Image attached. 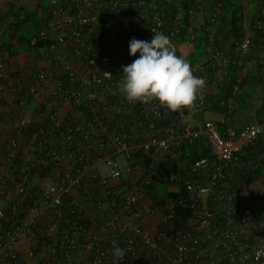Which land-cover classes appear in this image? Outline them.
Listing matches in <instances>:
<instances>
[{
	"label": "built area",
	"instance_id": "1",
	"mask_svg": "<svg viewBox=\"0 0 264 264\" xmlns=\"http://www.w3.org/2000/svg\"><path fill=\"white\" fill-rule=\"evenodd\" d=\"M168 2L176 8L178 20L170 26L166 6L160 0H42L37 9L39 28L30 45L51 38V48H60L59 67L64 71L60 74L49 67L35 73L51 91L45 110L52 127L45 124L36 128L32 141L35 144L40 133L59 128L57 135L50 138L49 147H41L46 157L42 156L40 162L51 160L55 164V176L50 177L54 182L43 189L41 207L31 209V214L41 212L49 218L45 217L50 220L47 232L58 234V243L52 247L56 254L52 264H118L127 255L159 264H264V200L255 205L246 192L247 179L264 174V142L258 152L246 149L256 145L260 137L264 139V116L260 122L241 128L234 124L224 128L211 118L194 126L188 115L206 108L208 96L203 89L198 91L193 107L179 112L161 107L158 101L128 102L118 90L122 66L139 56L129 55L132 38L150 42L154 32H160L172 44L183 43V36L189 46H194L196 38L202 37L196 25L185 23L182 27L179 23L187 0ZM194 5L199 9L194 11L191 6L189 16L207 25L210 21L201 0H195ZM16 12L9 11L0 20V46L6 28L17 17H24V11L19 15ZM263 15L261 9L258 17ZM256 25L264 29L262 20H256ZM184 28L188 30L185 36ZM201 40L206 45L204 58L194 61L187 55L177 56L184 58L193 74L205 77V81L209 67L224 74L231 60L236 63V55L240 57L238 64H242L252 43L247 32L236 40L233 54L228 55L206 39ZM41 51L51 58L47 50ZM6 68L1 62L0 72ZM106 72L111 73V78ZM64 74H68V80ZM2 89L0 86V101ZM241 93V80H237L232 92L220 99L227 114L235 113ZM67 104L71 112L61 117L60 109ZM14 124L19 132L31 127L30 119L25 117L16 118ZM80 134L78 144L83 150L76 151L75 141ZM203 141L211 154L191 157L184 149L196 145L200 152ZM9 143L6 151L12 163L19 151L18 138L10 137ZM145 160L151 166L147 175ZM166 161L175 164L165 177L167 189L179 192V196L157 205L147 195L146 185L152 184L158 174L152 171L154 164ZM102 164L107 166L105 173L100 168ZM116 179L119 183L113 185ZM67 202L72 206L81 204L84 214L61 227L62 207ZM177 203L190 207L193 213L182 230L169 233L150 227L153 217L167 222ZM4 215L0 209V219ZM32 218L9 230L7 243L1 248L27 235ZM116 247L125 250L122 259L113 255ZM79 252L85 255L80 263Z\"/></svg>",
	"mask_w": 264,
	"mask_h": 264
},
{
	"label": "trees",
	"instance_id": "2",
	"mask_svg": "<svg viewBox=\"0 0 264 264\" xmlns=\"http://www.w3.org/2000/svg\"><path fill=\"white\" fill-rule=\"evenodd\" d=\"M204 1H206L205 7L211 9V11L213 12H216V17L218 18H217V22L210 21V22H207V25L202 24L201 27H202L203 34L201 38L206 39L208 44H213L215 47H218L219 49H221L224 53L228 55L233 54L234 49H235V40H236V24H239L240 22L244 20V18L248 17L249 13L247 14L244 11L245 7L243 8L244 5L242 6V4H240V6H237L236 8L233 7L227 13L226 9L228 8L224 4L223 0H214V2L217 1L219 3V5H217L216 8L214 7L213 2L210 3L211 1L210 2H208L207 0H204ZM160 2L161 3L163 2V6H166L165 8L167 9L168 26L174 24L175 21H178L176 20V14H175V12L177 11L176 8L173 5H170L169 7L167 0H160ZM191 6H193L192 8L194 9V11L199 9L197 5H194V0L192 2L187 1L185 3L184 9H182L181 11L182 12L181 21H179L180 25L182 24V27L185 23L194 25L197 21V17H193L191 15L189 16V9H191ZM12 10L18 11L16 12L18 13V15L20 14L19 12L21 11H24L25 13H24L23 18L17 17L6 28L5 34L3 36V44L0 46V63L5 61V59L1 58L4 52L8 51L11 54L16 55L17 51H19V49L15 47V43L13 41L17 36H19L18 32L21 29H22L21 31L22 34L20 37L21 41L27 39L28 43L30 44V40L32 36H34L37 33L38 26H39L40 18H39V14L37 13V11L33 9L26 10L23 7H17V4L14 2L8 3L7 7L4 9L3 12H2V9H0L1 22L3 18L6 16V14ZM236 15L238 17H236ZM255 18L254 17L252 18V23H251V28L253 30L251 50L246 55V57L243 58V60L244 61L246 60L245 61L246 63L251 58L255 59L257 57L258 59L255 60L254 65L252 66L253 67L252 76H249L252 80L250 81V83L247 82L249 77L246 80L247 84H250V86L247 85L245 90H242V93L240 94L239 98L236 99V111L237 112L239 110L237 105L241 106L247 103L251 99L255 88L259 85L264 84V59L261 58V55L264 53V29H260L256 26L254 22ZM26 24H29L33 28V33L31 35H27L25 33V30H23ZM229 25H232V27H230ZM217 26L219 28L218 30L220 31L213 33V27H217ZM195 28H197V26H195ZM242 31H243V27L240 26L239 38H241L242 36V33H241ZM186 33H188V30L187 28L186 29L184 28L182 31V34L185 36ZM181 37H182L183 43L173 44L176 49V55L178 54H182L185 56L187 55V56H190L191 59L194 61H198L199 59H202L205 57L204 55H206V51H205L206 45L202 43V40L200 37L196 38L194 46H189L188 43L184 40L183 36ZM52 43H53V40L51 38L40 40L36 45L31 47V51L35 55V54L40 53L42 49H45L47 50L48 53L51 54L53 52L51 48ZM236 45H237V42H236ZM235 60H236V63L234 61H231L227 66L229 70L227 74L229 76L228 80H224L220 83V86H223L224 91L226 92L224 96H228L232 92L234 81H235L234 79H232L234 77L232 72L233 71L236 72V70H240L244 64V63L240 65L238 64L240 60V57L238 55H236ZM213 70H217V69H213L212 67H209V70H208L209 77L213 75L214 73ZM1 77L2 79H4L3 75ZM63 78L68 80L69 79L68 74H64ZM1 91L4 92L3 89ZM4 96H5L4 93H2L0 104L3 102ZM23 99H25L26 102L30 100L27 102L29 105L33 101L34 98L33 96L29 98H24V96H19L18 103L22 105L21 101H23ZM26 102L24 105H27ZM58 130L59 128H56L55 130L46 132V134L45 132H42L36 137L35 144H34L36 147V150L34 151L36 154V161L34 162V164H29V165L25 164L22 160L20 150L17 152V156L14 159V161H12V163L10 162L7 156V151H6V155L3 154V159L5 158V161L7 162V166L10 169L16 166H18L20 169L18 170L16 177L14 178H12L11 176L5 175L6 172L2 173L0 171V184L2 180L4 179V182H6V184L5 185L3 184V190L5 194L7 195L9 194L10 197L12 196V201L8 204V206L5 209H3L5 213L4 217L0 219V245H1L0 250H1V247L5 243H7V236H6L7 232L9 230L17 229L18 227L22 225L21 224L22 222H24L25 220L31 219V209L32 208L41 207V201L43 198L44 190L40 187L38 183L35 182V180L46 179L48 177L55 176L54 174L55 164L51 160H49L46 164H43L40 162V159L42 156L46 157L45 154H42L43 152L41 151V147H45V146L49 147V144L51 143L50 138L54 134L57 135ZM20 133H23L24 138L30 139V142L33 143L32 139L34 136L33 134L34 130L32 129V127L30 126L25 127V129ZM46 137H47V140H46ZM81 137L82 136L80 134L77 136V139L75 138L76 141H75L74 147L76 151L83 150V148L81 149V145L78 144L79 140H81ZM9 142L10 140L8 141V144L5 147L6 150H8V147H10ZM20 142L21 141L18 140V144H20ZM263 142H264V139L260 137V139H258V141L256 142V145H251L246 149L258 152L262 149ZM73 144L74 143H72V145ZM55 146L58 147L59 145L56 144ZM184 149L187 150V152H189V156L191 157L197 156L199 154H202V155L211 154L210 148L205 141H203L202 144L200 145V152L198 149H196V145H188V146H185ZM65 157L67 158L68 156H65ZM84 160H86V158H84ZM144 163H145L144 173L147 175L149 172H151V166L148 160H145ZM174 168H175L174 162H170V161H166L160 164H154V166L152 167L153 173L157 171L158 174L157 176H154L153 178L154 182L152 184L146 185L148 196H150L151 198H155L153 196V191H154L156 182L163 183L166 186L165 197L160 198L159 200L155 198L158 201L157 202L158 205L165 203L168 199L174 201L179 196V192L177 193V192H172V191L167 190V185H166L167 181L165 180V177L168 176L171 173L172 169ZM13 179L25 181L23 189L18 194L13 193L14 191ZM54 179H57V178H54ZM252 181H253V178L251 177L247 179L246 192L248 196L253 199H264V193H262L260 189H254L251 187ZM56 182H58V180H56ZM183 189L184 188L181 187V191H183ZM62 211H63V216L61 218V221H62L61 227H64V225H66L68 221L70 222V224H72L75 221H78L80 217H82V215L84 214L81 204L72 206L69 204V202H67L66 205L62 207ZM192 214L193 213L190 207L177 203L175 205L174 212L171 218H169L167 222L161 223L158 226V230L161 232H169V233L182 230L185 227V224L187 223V221L192 217ZM45 217L46 216L44 214H40V213L36 215L35 217H33L31 220L30 229L27 232V235L31 237L34 240V242L37 244L36 251L40 252L44 250V254L48 253L50 261L52 262V256L54 257V255L56 254H54L51 248L55 246L56 243H58V234L47 232L46 230L48 229L47 223L50 220H46V218L48 217L46 218ZM10 247L11 246H8L6 249L10 251L9 250ZM8 251L6 252V256L4 259L6 264H23L21 254L9 253ZM118 264H159V263L156 260L145 259L141 257L138 258L133 255H127L125 258V261L118 263Z\"/></svg>",
	"mask_w": 264,
	"mask_h": 264
},
{
	"label": "crops",
	"instance_id": "3",
	"mask_svg": "<svg viewBox=\"0 0 264 264\" xmlns=\"http://www.w3.org/2000/svg\"><path fill=\"white\" fill-rule=\"evenodd\" d=\"M11 2L19 4L26 10H34L39 4V0H0V9H2V12L7 7L8 3ZM212 2L214 3L215 8L217 7V5H219L217 1H211L210 3ZM248 2V0H241L240 4H242V6L244 5V8L246 7V5H249ZM210 12L213 11L207 8L206 14L210 15L208 14ZM236 17L238 16L236 15ZM240 23V25L236 24V39H238L240 36V26H244L243 31L241 32L242 34L245 31H248L253 35V30L251 28V19L248 20V25L245 24V21H242ZM194 25L200 28V26H202L201 20L197 18V21ZM229 26L232 27V25ZM218 29V26L213 27V33L219 32L220 30ZM21 31L22 29L18 32L19 36H17L13 41L15 43V47L19 49V51H17L16 55L11 54L8 51L2 54L3 56L1 58L5 59V61L3 62H5L7 68L5 72H0V77L2 75L4 77V79H2V77L0 78V86L3 87L4 92L2 93H4L5 95L3 102L0 104V171H5L8 176H11L12 178L16 177V174L20 168L16 166L10 169L7 166L5 158L3 159V154L6 155L5 147L7 146L10 137L17 136L18 140L21 141L19 144V150L21 151V157L25 164H34V162L36 161V154L34 152L36 148L34 142L32 143L30 142V139H25L24 134L20 133L17 130L14 124L15 119L19 117H25L30 119L32 123V129L39 128L45 124L52 127V122L49 120L50 117L45 110V102L47 101L51 91L38 80L35 73L39 69L49 67L57 69L60 74L64 73V71L59 67V65L61 64L60 48L52 49L53 52L50 54L51 58L45 56L42 51L34 55L31 51V47L29 46L27 39L21 41ZM261 58L264 59V53L261 55ZM257 59V57L255 59L251 58L249 60L250 64L249 61L245 63V60L240 70L232 72V74L234 75L232 79H234L235 81L241 80L243 90H245L247 85L250 86V84H247V82L250 83V81L252 80L249 76H252V66L254 65V62ZM213 71L214 73L210 77L208 75L209 71L207 72L206 80L208 81H205V86L202 88L206 91L208 96L207 107L202 110L194 111L190 115H188V120L190 121V123L194 126H201L205 119L211 118L220 122L224 128L229 124H234L236 127L241 128L250 123L260 122L264 116V84L259 85L255 88L251 99L247 103L241 106L238 105L239 107L237 106L239 108L238 112L235 109V113L229 115L227 114L226 109L223 108L219 103L220 99L224 97L226 93L224 91L223 86H220V83L224 80H228L229 76L227 74L229 70H227L226 72L224 71V74L221 71ZM248 77L249 79L247 80ZM201 78L205 80V77L202 76ZM19 96H24V98H29L33 96L34 99L33 101L31 100L32 102L29 105L27 102L30 100L26 102L27 105H24L25 103L21 105L20 103H18ZM70 112L71 108L67 104L65 105V107L60 109V116L66 117L67 115H69ZM13 181V193L18 194L22 190V180L13 179ZM35 182L38 183L42 189L45 190L48 189V187L54 181L50 177H48L46 179H37L35 180ZM112 183L113 185H116L119 183V180H113ZM251 185L254 186V189H264V174L259 177H254ZM241 186L240 188H242ZM11 201L12 196L10 197L9 194H5L3 190V185L1 183L0 209H5ZM38 214L39 213L31 214V217H35ZM40 214L43 213L40 212ZM156 220L157 217H153L149 222L152 229H154V227H152V223ZM36 249L37 244L34 242V240L28 235H22L19 238L18 242H16L9 248L10 251H8V249L6 248H1L0 264H6L4 259L7 251L9 253L21 254L23 264H42V262L43 264H52L48 253L44 254V250L38 252L36 251ZM32 252H34L35 255L32 256ZM84 257V253L79 252L77 254V259L79 261L78 263L82 262Z\"/></svg>",
	"mask_w": 264,
	"mask_h": 264
},
{
	"label": "clouds",
	"instance_id": "4",
	"mask_svg": "<svg viewBox=\"0 0 264 264\" xmlns=\"http://www.w3.org/2000/svg\"><path fill=\"white\" fill-rule=\"evenodd\" d=\"M187 1L192 2L193 0ZM41 2L42 0H39L37 8L34 9L35 11H37ZM201 3L205 8V17L211 22H217L218 17H216V12H210L208 13L210 15H207V8L205 7L206 1L201 0ZM161 4L163 5V2ZM170 5L173 4H169L168 2L169 7ZM261 9H264V0L259 1L258 10L255 14V24L258 19L262 20L264 23V15L261 18L258 17V12ZM243 21L248 25L247 17ZM197 29L203 34L201 28L197 27L196 30ZM247 32L248 31H245L241 38L246 35ZM154 33L155 34L150 42L138 40L136 38L130 40L129 55L136 56L137 53H139V56L134 59L132 63L122 66L123 77L118 85L119 92L124 95L128 102L135 103L139 101L144 104H149L153 101H158L161 107H164L171 112H179L182 109L193 107L197 99L198 91L205 86V83L208 80L205 82L204 79L193 74L191 65L184 58L176 55V49L169 37L160 32ZM250 35L252 39V34L250 33ZM29 46L33 47L30 44ZM242 63H244V60ZM227 66L225 67V70H228ZM105 74L108 78H111L112 76L111 73L106 72ZM235 82L237 81H234V83ZM6 175L8 174L6 173ZM151 199L157 204L158 201L156 199ZM113 255L117 259H122L125 255V250L116 247Z\"/></svg>",
	"mask_w": 264,
	"mask_h": 264
},
{
	"label": "rangeland",
	"instance_id": "5",
	"mask_svg": "<svg viewBox=\"0 0 264 264\" xmlns=\"http://www.w3.org/2000/svg\"><path fill=\"white\" fill-rule=\"evenodd\" d=\"M43 1L45 3H47V0H43ZM207 1L210 2V1H214V0H207ZM248 1H249L248 2L249 5L248 6L246 5L245 9H247V10H245V12L247 14L249 13L247 19L252 20V18L255 16V12H257V3L259 4L260 0H248ZM223 2L226 5V7L228 8V9H226V12L228 13V11H230L233 7L236 8L237 6H240L241 0H223ZM244 19H246V18H244ZM23 30H25V33L27 35H31L33 33V28L29 24H26L25 27L23 28ZM100 168L104 173L107 170V166H105V164H102ZM260 190L262 191V193H264V189H260ZM165 195H166V186L163 183L156 182L155 188L153 191V196L157 200H159L160 198L165 197ZM261 203H262V199H258L257 201L256 200L254 201L255 205H261ZM161 223H163L162 218H160V217L157 218V220L152 223V227H154V230H157V226L160 225Z\"/></svg>",
	"mask_w": 264,
	"mask_h": 264
}]
</instances>
